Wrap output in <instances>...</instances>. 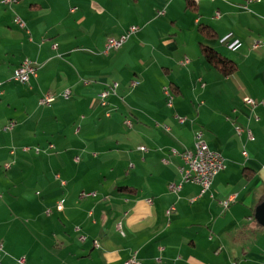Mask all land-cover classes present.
Segmentation results:
<instances>
[{
	"label": "crops",
	"instance_id": "1",
	"mask_svg": "<svg viewBox=\"0 0 264 264\" xmlns=\"http://www.w3.org/2000/svg\"><path fill=\"white\" fill-rule=\"evenodd\" d=\"M263 39L264 0H0L1 263L264 264ZM26 57L37 76L10 81ZM198 130L227 159L208 191L171 153Z\"/></svg>",
	"mask_w": 264,
	"mask_h": 264
},
{
	"label": "built area",
	"instance_id": "2",
	"mask_svg": "<svg viewBox=\"0 0 264 264\" xmlns=\"http://www.w3.org/2000/svg\"><path fill=\"white\" fill-rule=\"evenodd\" d=\"M18 0H1V3L5 5H12L17 3ZM76 8H73L72 11L76 10ZM14 22L17 26H19L22 29L26 28V22L19 16H16L14 18ZM138 29L136 25H133L130 27L129 31L126 33L117 36V37H110L107 40L106 46H105V52H109L112 50H117L120 47H122L129 39L131 34L135 32ZM259 45L264 46V39L257 43L255 46L258 47ZM58 44H55V47H57ZM186 62H188V59H186ZM38 74V66L35 61L32 59L26 57L23 59V61L14 69L12 76L10 78V81H15L22 84H29L32 80V78H35ZM118 86V82H114L112 86H109V89H105L100 93V101L103 106H106L108 104V97L111 93H114L116 87ZM169 100V105H172V95L170 92L167 91ZM63 96L65 98L70 97V91L65 90L63 93ZM55 100V97L53 94H45L40 100L39 105H47L52 103ZM245 101L253 106H255L257 103L254 99L250 97H245ZM178 120L181 123L185 122V117L178 116ZM126 125H130V121H125ZM13 123L11 122L9 124V127L12 126ZM241 128H238V131L241 132ZM250 139L254 140V136L249 133ZM30 148H34L37 152H39L38 147H29L25 146L23 149L25 151L29 150ZM141 150H146V146H141ZM172 155L180 156L183 160V164L181 166V172L183 174L184 180L196 183L202 186V191H208L212 188L213 180L217 176V174L226 169V157L217 150H213L209 147L206 140L203 137V131L198 130L195 134V140H194V147L193 149H183L179 150L176 148L171 149ZM62 183H65L64 180H62ZM175 187V186H173ZM86 193H83L85 195ZM234 199V196L232 195L228 200L223 201L222 205L226 208L229 206V202ZM59 207H63L62 202H59ZM85 236H82L81 239H84ZM95 245L98 246V241H95ZM3 248V245L0 244V250ZM19 263L23 264L25 262L24 258H20ZM126 264H142V262L136 257H132L128 259ZM0 264L1 260H0Z\"/></svg>",
	"mask_w": 264,
	"mask_h": 264
},
{
	"label": "trees",
	"instance_id": "3",
	"mask_svg": "<svg viewBox=\"0 0 264 264\" xmlns=\"http://www.w3.org/2000/svg\"><path fill=\"white\" fill-rule=\"evenodd\" d=\"M201 32L213 36L214 31L213 29H210L209 25H200ZM202 52L206 58V60L216 67L218 70H220L225 75H230L237 69V66L235 62L228 58L227 56L222 55L220 52H218L213 46L202 43Z\"/></svg>",
	"mask_w": 264,
	"mask_h": 264
},
{
	"label": "water",
	"instance_id": "4",
	"mask_svg": "<svg viewBox=\"0 0 264 264\" xmlns=\"http://www.w3.org/2000/svg\"><path fill=\"white\" fill-rule=\"evenodd\" d=\"M255 217L264 226V201L257 207Z\"/></svg>",
	"mask_w": 264,
	"mask_h": 264
},
{
	"label": "rangeland",
	"instance_id": "5",
	"mask_svg": "<svg viewBox=\"0 0 264 264\" xmlns=\"http://www.w3.org/2000/svg\"><path fill=\"white\" fill-rule=\"evenodd\" d=\"M137 26V25H136ZM64 97V96H63ZM66 99H68V98H66ZM48 105V104H47Z\"/></svg>",
	"mask_w": 264,
	"mask_h": 264
}]
</instances>
